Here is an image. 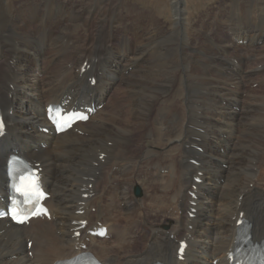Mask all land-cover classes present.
Returning a JSON list of instances; mask_svg holds the SVG:
<instances>
[{
    "label": "bare ground",
    "instance_id": "bare-ground-1",
    "mask_svg": "<svg viewBox=\"0 0 264 264\" xmlns=\"http://www.w3.org/2000/svg\"><path fill=\"white\" fill-rule=\"evenodd\" d=\"M96 1L104 6L100 12L75 0H30L12 13L9 2L0 0V114L8 123L0 139V195L5 196L7 157L18 151L42 164L54 215L52 222L29 228L0 221V264H52L76 254L71 223L81 219L109 226L112 241L87 243L105 264H225L235 235L232 218L239 211L253 224L254 237L264 238V1L249 5L262 14L244 19L245 4L234 3L242 19L234 38L239 32L247 35L246 50L254 60L247 71L237 66L244 47L225 40L223 24L213 33L202 32L195 44L187 0H172L173 29L147 22L141 11L129 22L120 12L124 0ZM84 60L91 67L80 75ZM93 75L97 82L90 87L87 79ZM250 81L258 87L245 90ZM117 91L122 99L115 97ZM63 97L106 105L79 126L83 135L40 133L45 106ZM99 153L107 155L104 163L97 160ZM192 158H198L199 167L189 163ZM198 171L203 183L197 185L192 219L188 191ZM89 184L94 195L85 200L82 190ZM136 188L142 197H134ZM159 198L177 215H163L155 224L137 218L136 212L142 216ZM80 207L83 217L76 215ZM123 216L124 227L119 225ZM136 233L144 249L126 252L138 244ZM182 237L189 245L179 262ZM28 239L34 242L32 257Z\"/></svg>",
    "mask_w": 264,
    "mask_h": 264
},
{
    "label": "rangeland",
    "instance_id": "rangeland-1",
    "mask_svg": "<svg viewBox=\"0 0 264 264\" xmlns=\"http://www.w3.org/2000/svg\"><path fill=\"white\" fill-rule=\"evenodd\" d=\"M27 1H30V0H7V2H9L8 3V5H9L8 6V9L10 10V12L14 13V11H16V9L18 8V6L19 7L22 6ZM66 1H70V0H66ZM75 1H77L76 3L79 6H83V5L90 6L91 5L90 7L92 8V10L95 11L96 8H97L96 11H98V12H100V10H101L102 7L104 8L103 4L101 5V1H98V2L96 0H94L96 2H94L92 0H75ZM253 1L254 0H240L239 1V2H242V4L243 3L245 4L246 9H248V12H249V13H246V12L243 13L242 12L241 15H244L242 19H244L246 16L247 17L248 16H251L252 17V16H255L256 13L257 14L260 13L259 11L255 10V9H254L255 12H253V9L250 8L249 5L252 4ZM262 1H264V0H262ZM124 2L126 4V5H124L125 8L128 5L127 6V9H125L123 7L124 10L121 9L120 12L122 11L121 13L123 15H127L126 18L129 16L128 17L129 22H133L134 19H136L137 16H136V13H134V12H140L141 11L140 13L144 14V16H145L144 18H146V21L147 22H152V20L153 21L154 20H157L159 22L165 23L166 26H167V28L173 29V25H174V22H175V17L172 16L173 15L172 13H173V10H174L173 9V2H172V0H124ZM234 3H235V0H187V8L190 9V12H192L191 14L193 15V16L191 15V18H190V21H192L191 24H192L193 30H194V31L192 30V36L195 38V44L196 45H199L200 44V41L199 40L200 39L202 40V36H201L202 35V32L204 33L205 31H207L208 33H210V32L213 33L214 31L217 30V26H216L217 24H219V23L223 24L224 25V28H225L224 29V32H223V36H224L225 40L230 41L231 43H235V45H238V46H240V45L237 44V43L241 40L239 38H242L243 37L244 40H242V41H246V45L240 46L241 48L244 47L243 48L244 50L242 52V56H243V61L241 62L242 64H238V65L235 64V65H237L240 70L247 71V70H245L246 69V66H247L246 64L247 63L253 64L254 63V60H253V57L251 55V52H249V51L246 50L248 48V46H249V42H247V40H245L246 39L245 37L247 35L246 34L244 35L243 33L239 32L238 38H236V39L234 38L235 37L236 30H237V27H238V26H236V24H240L241 23L240 20L242 21V19H239L236 16V14H239V13L237 11H235V8H234L235 4ZM132 8H133V10H132ZM134 9H135V11H134ZM129 11H130L131 14H129ZM260 14H262V13H260ZM167 16H169L170 18L168 19ZM131 17H133V18H131ZM248 18H250V17H248ZM130 19H131V21H130ZM229 22H231V23H229ZM81 34L84 35L85 33L83 31H81ZM226 35H229L228 36L229 40L226 37ZM67 36H71V34H68ZM230 36L232 38H230ZM246 55H247L248 58L246 57ZM246 60H249V62L246 61ZM230 68H233L234 69V67H230ZM234 70H233V72L236 74L237 71H234ZM247 84L248 83H245L244 84L245 85L244 86L245 87V90L246 89H250L251 88V85H253L254 83H252L250 81V83L248 85ZM183 88L186 89V84L183 85ZM253 88H256L255 85L253 86ZM231 89L234 90V88L232 86H231V88H229V90H231ZM174 93L175 94H178V90H176ZM175 94H173V95H175ZM114 95H115V97L117 99H122L124 97V95H123V93L121 91H120V93H119V91H117L116 93L114 92ZM176 98H179V94L176 95ZM152 169L154 170V169H157V168H152ZM115 171H117V170L115 169ZM263 180H264V174H263ZM147 184H150L151 185V183H147ZM113 186H116V184H114ZM147 186H149V185H147ZM113 192H114V190H113ZM133 195L136 198L142 197V193H141L140 197L135 196V192L134 191H133ZM159 197H162V195H159ZM160 199L161 198H159L158 200H156L154 202V204H155L154 206H151L152 208L154 207L155 210H152L150 206L149 207L146 206L143 209V211H142V213H143L142 216H140L139 213L137 214V212L135 210V212H136L135 215L137 216V218H140V217H143V216H144V218L148 217V218H146L148 220L147 222H150L152 224H155L157 222V219L158 220L159 219L160 220L162 219L161 217H163V215H165L163 217V219L165 217H167L168 210H171V212H170L171 214L177 215L176 214L177 212L176 211L175 212L172 211V209H170V206L169 205L162 204V202L160 201ZM166 205H167V208H166ZM157 206H161V207H159L160 209L157 208ZM147 208H148V210H147ZM164 208H166V209H164ZM134 209H136V208L134 207ZM134 209L133 208L132 209H129V211L130 212H134L133 211ZM162 209H164L166 211L163 212V211H161ZM148 211H149L150 214H148ZM155 213H157L158 215L156 214L155 215L156 217H153V215ZM151 218H152V221H151ZM153 218H154V220H153ZM122 219H120V224H119L120 226H122L121 221H122V223H125L126 222L125 216H123ZM140 223H141V221H139V223H138L139 226H136V229L138 231L141 229L142 223H141V225H140ZM166 224L167 223H165V224L163 223L162 224L164 230H167L169 228V226H167ZM122 227H124V225ZM141 240H143V239L141 238L140 233H139L138 238L135 241L138 244L136 245V247H135L134 250H136V251L141 250L142 245H143V242L142 243H139ZM143 249H144V245H143Z\"/></svg>",
    "mask_w": 264,
    "mask_h": 264
}]
</instances>
